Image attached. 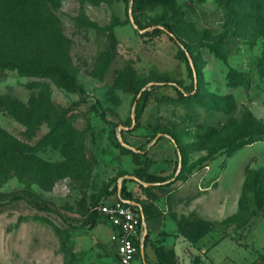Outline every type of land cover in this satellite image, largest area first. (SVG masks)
<instances>
[{
	"label": "rangeland",
	"instance_id": "rangeland-1",
	"mask_svg": "<svg viewBox=\"0 0 264 264\" xmlns=\"http://www.w3.org/2000/svg\"><path fill=\"white\" fill-rule=\"evenodd\" d=\"M115 183L152 262L264 264V0H0V264H118Z\"/></svg>",
	"mask_w": 264,
	"mask_h": 264
},
{
	"label": "built area",
	"instance_id": "built-area-1",
	"mask_svg": "<svg viewBox=\"0 0 264 264\" xmlns=\"http://www.w3.org/2000/svg\"><path fill=\"white\" fill-rule=\"evenodd\" d=\"M117 190L103 197L92 207L105 216L112 230L110 240L114 242V250L118 264H136L139 259L138 245H142L147 232L143 213L136 202L126 199ZM140 264H148L146 261Z\"/></svg>",
	"mask_w": 264,
	"mask_h": 264
},
{
	"label": "trees",
	"instance_id": "trees-1",
	"mask_svg": "<svg viewBox=\"0 0 264 264\" xmlns=\"http://www.w3.org/2000/svg\"><path fill=\"white\" fill-rule=\"evenodd\" d=\"M136 2H137V0H136ZM136 24L139 25V21L137 19H136ZM159 30H160L159 28L154 29V31H159ZM165 31L171 40H173L174 42H179L178 41L179 39H177L175 32L169 26H165ZM1 64H3L1 66H5L7 68L15 69L16 71L19 70L18 72H21V70H25L26 72H28V74L33 73V72H44V73H54V74L59 73V71L54 66H51V65H47L43 68H37V67H25L22 65H18L14 61H6L5 63H1ZM144 179H145V181H154V180H161V177L156 175V174H153V173H147L145 175ZM117 187H118V185H117V183H115L112 186V188L110 190H108V192L103 197H106V196L110 195L111 193L115 192L117 190ZM120 194L122 197H124L126 199L134 200L133 197L131 196L130 192L126 189V187L124 185L120 186ZM20 198H21L20 195H12L7 200L0 201V205L19 200ZM102 198H99V196L97 198H95L94 204L99 202ZM35 206L39 209H47V207H45L44 205L35 204ZM95 214H98V212L96 210L91 209L90 215L88 216L87 220L93 221ZM145 238H146V234L144 236L143 243L145 242ZM113 244H114V242H113ZM137 256L140 257V245H138V255ZM115 258L117 261L116 254H115ZM145 261L148 264H160V263L151 262V261L147 260L146 257H145Z\"/></svg>",
	"mask_w": 264,
	"mask_h": 264
},
{
	"label": "crops",
	"instance_id": "crops-1",
	"mask_svg": "<svg viewBox=\"0 0 264 264\" xmlns=\"http://www.w3.org/2000/svg\"><path fill=\"white\" fill-rule=\"evenodd\" d=\"M128 190V189H127ZM132 201H134V200H132ZM137 204V203H136ZM138 205V204H137ZM140 208V207H139ZM142 213H143V211H142ZM143 216H144V218H145V222H146V230H147V219H146V216H145V214L143 213ZM110 225V224H109ZM111 227V226H110ZM112 229V228H111ZM111 233V232H110ZM109 237H110V235H109ZM143 246V244L142 245H140V249H141V247ZM145 254H144V251H143V249H142V253H141V250H140V257H139V259L138 258H136V261H135V263L136 264H140V262H142V261H145ZM147 258V257H146ZM147 260H149L148 258H147ZM149 261H151V260H149ZM152 262V261H151Z\"/></svg>",
	"mask_w": 264,
	"mask_h": 264
},
{
	"label": "water",
	"instance_id": "water-1",
	"mask_svg": "<svg viewBox=\"0 0 264 264\" xmlns=\"http://www.w3.org/2000/svg\"><path fill=\"white\" fill-rule=\"evenodd\" d=\"M195 85H196V82H195ZM121 127H122V125H119V129H120ZM140 250H141V253H142V247H141Z\"/></svg>",
	"mask_w": 264,
	"mask_h": 264
}]
</instances>
